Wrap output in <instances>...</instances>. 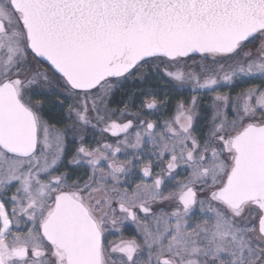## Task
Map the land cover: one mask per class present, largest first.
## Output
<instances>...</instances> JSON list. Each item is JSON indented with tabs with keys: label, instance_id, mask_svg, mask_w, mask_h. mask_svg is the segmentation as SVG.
Returning <instances> with one entry per match:
<instances>
[{
	"label": "snow or ice",
	"instance_id": "obj_1",
	"mask_svg": "<svg viewBox=\"0 0 264 264\" xmlns=\"http://www.w3.org/2000/svg\"><path fill=\"white\" fill-rule=\"evenodd\" d=\"M0 264H264V0H0Z\"/></svg>",
	"mask_w": 264,
	"mask_h": 264
},
{
	"label": "flooded vegetation",
	"instance_id": "obj_2",
	"mask_svg": "<svg viewBox=\"0 0 264 264\" xmlns=\"http://www.w3.org/2000/svg\"><path fill=\"white\" fill-rule=\"evenodd\" d=\"M130 232H131V229H129V234H130Z\"/></svg>",
	"mask_w": 264,
	"mask_h": 264
}]
</instances>
